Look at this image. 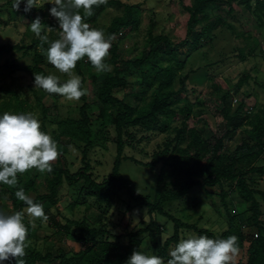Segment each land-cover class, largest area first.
<instances>
[{
    "label": "trees",
    "instance_id": "trees-1",
    "mask_svg": "<svg viewBox=\"0 0 264 264\" xmlns=\"http://www.w3.org/2000/svg\"><path fill=\"white\" fill-rule=\"evenodd\" d=\"M23 1L25 2L20 4L19 9L22 10V16L28 19L25 23V35L31 37V42L2 44L0 55L3 52L13 53L19 50L23 51V55L34 52L32 61L25 64L11 62L8 67L0 64V73H6L4 69L7 67L10 71L8 74L27 71L34 79V73L43 75L49 73L43 66L46 55L40 50L41 41L31 32L30 24L37 16L47 17V13L44 11L45 6L33 7L25 12L26 0ZM224 1L193 0L191 4L184 5L189 13L187 37L184 40L176 42L169 34H155L154 23H151L148 29V48H144L135 58H124L119 51V43L114 41V38L120 40V33L125 36L140 28L143 19L141 4L108 0L107 4L95 7L91 17H85V22L91 28L102 30L106 38H112L109 56L105 60V63L110 65L111 71L97 73L87 58L77 63L75 70L81 77L82 88L87 80L84 70L86 68L93 81L94 95L81 97L83 103L79 108V117L61 118L58 121L59 131L53 137L57 145L70 146L74 141L84 143L82 147L84 165L73 171L65 154L60 153L52 165L53 171L47 172L44 191H39L37 187L36 169L29 177L18 175L17 186L10 188L0 183V188L7 194L13 213L23 211L26 207L24 202L15 196V192L21 187L28 196L34 193L31 198L35 203L42 204L45 212L50 211L51 205L59 203L65 184L78 190V199L71 203L64 200L66 205L76 204L86 207L94 205L101 209L102 214L107 211L102 210L103 205H110L114 198L119 197V193L125 191L129 200L126 201L123 217L134 210L135 204L144 207L149 220L146 226L136 231L125 230L122 233L114 231L115 225L111 221L107 222L105 216H102L103 218L100 216L95 222L86 216L76 220L68 219L65 226L50 211L48 216L54 221L55 230L60 234L55 241L47 234L42 235L40 219L37 227L29 223L30 219L25 214L28 247L25 250L26 255L22 258L24 264H126L132 252L138 250L145 241L149 242V249H153L166 264L171 258L170 248L180 241L183 228H193L198 236L205 235L213 239H224L235 235L238 238V248L245 247V241H249L245 264H264V220L261 219L264 213V189L258 187L261 179H264V104L258 105L256 102L249 106L248 99L252 93L246 92L236 106H233L232 102H228L233 88L223 90L222 86L215 83V93L219 94L223 102L219 107L223 115L222 126L210 136H204L195 125H190L192 117H203L204 112L190 100L188 95L181 97L183 92L189 90L187 80L191 73L179 76V72L186 66L193 49L202 41L208 39L211 41L214 38L206 20L213 15L221 25L236 32V27L230 19L235 16L233 2L238 1L245 9L255 14L260 25L264 24V0H254V3L253 0ZM219 2L228 5L225 10L231 18L222 19L216 13ZM13 3L14 0H7L6 4L12 6ZM2 5L0 4V8ZM46 6L50 9L53 5L47 3ZM111 7H114L118 13L111 18L108 25L98 24V18ZM49 25L52 28L47 32L49 39H58L60 29L56 18L50 20ZM198 25L200 29L194 33L193 29ZM192 34L194 39L190 41L189 37ZM241 35L248 47V50L245 46L237 47L238 56L242 61L255 55L257 49L259 53H264L260 39L250 34L241 33ZM43 47L47 49L48 45L45 44ZM134 72L140 76L138 89L128 80V76ZM177 76L181 80V86L175 89L174 80ZM249 77V74H245L235 87L240 88ZM128 90L135 92L140 103L132 105L127 100ZM13 94L16 100L14 105L12 100L0 102V116L5 111L14 114L27 113L28 103L20 99L17 92L14 91ZM185 99L188 100L187 103L181 105L180 102ZM92 109L98 111L97 117L102 126L99 132L104 133V130L113 127L116 133V155L111 170L107 175L97 178L93 176V165L88 159V154L94 147L95 135L93 120L89 114ZM43 114L44 117L48 116V107H43ZM203 119L205 120L204 117ZM177 122L179 124H176ZM41 130L48 133L45 127ZM162 131L166 132V135L149 160L143 161L125 154L127 147L136 145V140L149 138L151 135L149 132L157 134ZM239 132L243 134L240 144L235 150L227 151L226 141ZM125 159H130L151 171H155L156 166L161 164L157 185L160 187L166 182L163 181L165 175H173V181L177 186L166 190L156 186L154 199H151L149 195L138 192L133 180L123 176L121 164ZM81 181L83 184L79 185ZM216 185L220 187L219 194L224 207L221 213L225 215L227 229L217 232L213 228L189 224L168 209L170 203L182 199L192 190L201 187L208 194H212L209 188ZM0 212L3 213L1 207ZM128 217L131 219L130 215ZM164 218L173 222V233L167 237H165L167 231L165 222H161ZM243 229L248 231L247 234ZM255 230L258 232L257 237H254ZM65 237L80 242L82 245L80 250L68 249L62 243ZM40 238L45 239L43 247H33L32 244ZM161 240L164 242L161 243ZM2 264H16V260L10 259L3 261Z\"/></svg>",
    "mask_w": 264,
    "mask_h": 264
},
{
    "label": "rangeland",
    "instance_id": "rangeland-1",
    "mask_svg": "<svg viewBox=\"0 0 264 264\" xmlns=\"http://www.w3.org/2000/svg\"><path fill=\"white\" fill-rule=\"evenodd\" d=\"M122 1L141 4L143 9V19L140 28L125 36L120 33V40L117 37L116 39L114 38V41H118L119 51L124 58H135L144 48H148V29L151 23H154L153 31L155 34H169L176 42L184 40L187 37L189 13L184 5L191 4L193 0ZM226 1L227 0L224 2ZM22 2L25 1L22 0ZM224 2L218 3L219 7L216 9V13L220 18L228 19L231 17H229V14L225 10L228 5L226 6ZM6 3L7 0H0V4H3L0 8V45L6 43L16 44L19 42H21V44H30L31 37L25 35V23L28 19L22 16L21 9L15 10L13 6ZM40 3L45 6L44 11L47 13V17L43 16L41 22L50 27V20H55V18L49 13L46 0H40ZM233 6L235 16L230 20H232L236 27V32L221 25L220 21H217L215 16L212 15L206 22H209L214 38L211 41L209 39L202 41L197 48L193 49L191 57L188 58L186 62V66L178 74L180 76L191 73L187 80L189 90L188 92H183L181 97L188 95L190 100L194 101L197 106L200 107V110L204 112L202 116L207 121H205L203 117H192L190 119V125H195L197 130L204 136H210L218 127L222 126L223 115L219 111V107L223 105V102L219 94L215 93V83L222 86L223 90L233 88L231 89V95L228 99V102H232L233 106H236V103L242 99L246 92L252 93V96L248 99L249 106L254 105L256 102L258 105L264 104V53H259L260 51L257 49L255 55L249 56L246 61H242L237 51L238 45L245 46L246 49L248 48L246 47L247 43L241 33L257 37L261 40L262 48H264V24L260 25L255 14L245 9L238 1H234ZM117 13L118 11L114 7H111L98 18V24L108 25L111 18ZM212 23H214V25H212ZM199 29L200 26L198 25L193 29V32L196 33ZM193 39L194 34L189 37L190 41ZM33 54L34 52H30L27 55H23L22 50L13 53L3 52L0 55V64H5L8 67V64L11 62H19L20 64L31 63ZM43 63V66L47 69L49 74L59 76L61 82L66 81L68 77L59 73L46 58ZM7 67L4 69L6 73H0V102L12 100L11 102L14 105L16 100H14L13 92H17L20 99H24L29 105L27 113L31 112L34 114L39 119L41 128L45 127L52 138L59 131L58 121L61 118L79 117V108L83 103L81 99L79 102H69L57 94H49L42 89L34 88V79L29 72L17 71L8 74L10 71ZM84 70L87 80L83 84V88L87 89L88 96L93 97V81L89 76V71L86 68H84ZM74 74L80 76L75 69ZM245 74L250 75L248 81L240 88H236L235 85ZM179 76L174 80L175 89L181 86ZM128 80L136 85V89H138L140 86V76L138 73L134 72L130 74ZM128 92L127 100L130 101L132 105L140 103L139 97L136 96L135 92L131 90H128ZM187 101L188 100L185 99L181 101L180 104L184 105ZM44 106L49 109L47 117H44L43 114ZM89 114L93 120L95 135L93 137L94 147L91 148L88 159L93 165V176L97 178L98 176L102 177L107 175L111 170L116 155V133L113 127H109L107 131L104 130V133L99 132L102 126L97 117L98 111L92 109L89 111ZM176 124H179V122ZM142 133L145 134L146 132ZM149 133L151 134L149 138H145L141 141L136 140V145L134 147H127L125 154L134 156L143 161L149 160L152 153L157 150L159 142L164 139L166 132L162 131L157 134H152V132ZM242 138L243 134L239 132L235 137L227 140V151L235 150ZM83 145L84 143H75V141L70 146L64 144L57 145L59 153L65 154L73 171L84 165ZM160 169L161 164L156 166L155 171H151L130 159L123 160L121 164L123 176L133 180L136 183L138 192L149 195L151 199H154L156 193ZM33 170L34 169L24 173L23 176L29 177L34 174ZM47 176V172L41 173L38 170L35 171V181L38 183L37 187L39 191L45 190L43 186L46 183ZM173 177V175H165L163 181L166 182H163L161 186L158 187L161 190L175 188L177 184L173 181ZM82 184L83 181H81L79 185ZM258 187L264 189V179H261ZM2 190L3 189L0 188V207L4 214H12L13 208L8 200V196L6 193H3ZM209 190L213 193L208 194L203 188L198 187L189 192L187 196L182 199L170 203L168 209L184 222L196 224L200 227H207L209 229L213 228V230L221 232L228 228V223L225 215L221 213L224 211V207L221 195L219 194L220 187L216 185L209 188ZM61 194L62 196L59 203L57 205H51L50 211L52 214L54 213L56 219H59L65 226H67L68 219L76 220L86 216L92 222H95L100 216L101 218L105 216L107 222L111 221L115 225L114 231L123 233L125 230L136 231L146 226L149 220V216L144 207L135 204L133 205L134 210L123 217L126 201L129 200L127 197L128 194L125 193V191L119 193V197L114 198L110 205H103L102 210H107L105 214H102L101 209L94 205L90 207L76 204L66 205L64 200H68V202L71 203L78 199V190L73 189L67 184L63 187ZM33 196L34 193H32L30 197ZM50 211L45 212V214L48 216V214L51 213ZM128 215L131 216V219ZM28 218L31 219L30 217ZM50 218L51 217L48 216L46 222H41V232L42 235L47 234L51 239L57 241L60 234L56 232L54 221ZM261 219L264 220V213L261 215ZM161 222H165L164 225L167 228L165 237L170 236L173 233V222L166 218L162 219ZM127 225L129 226L125 228ZM34 226H39V219L34 221ZM243 232L247 234L248 231L243 229ZM192 234L198 236V233L193 228H183L181 231V239L187 238ZM44 242L45 239L40 238L32 245L35 248H42ZM62 243L72 251H78L82 247L80 242L67 237L62 240ZM248 244L249 241H245V247L238 248L239 251L234 258V264H245L247 260L246 248ZM174 246L173 244L170 250ZM138 251L148 255H156L153 249H149L148 241H145Z\"/></svg>",
    "mask_w": 264,
    "mask_h": 264
},
{
    "label": "clouds",
    "instance_id": "clouds-1",
    "mask_svg": "<svg viewBox=\"0 0 264 264\" xmlns=\"http://www.w3.org/2000/svg\"><path fill=\"white\" fill-rule=\"evenodd\" d=\"M22 0H14L13 8L19 10ZM53 6L51 16L59 24V38L50 40L47 32L51 27L42 24L37 16L30 24L31 32L41 41L40 50L47 61L66 81L54 74L34 73V88L49 94H57L69 102H79L87 95L82 88L81 77L74 74L79 61L87 58L97 73L111 71L105 63L111 49V37L102 30L91 28L85 17L94 14V8L107 4L108 0H46ZM40 0H26L24 11L42 7ZM44 33V34H42ZM47 44V49L43 45ZM60 153L52 136L41 130L39 119L29 113L14 114L5 111L0 116V183L11 187L18 185V175L32 169L41 173L53 171L52 165ZM18 200L26 205L23 211L12 214L0 212V264L15 259L16 264H24L28 228L24 223L25 214L34 225L36 219L48 220L44 207L35 203L21 187L15 192ZM237 237L231 235L224 239H213L205 235H189L182 238L170 251L166 264H234L238 254ZM164 241L161 240V243ZM126 264H165L157 255H148L134 250Z\"/></svg>",
    "mask_w": 264,
    "mask_h": 264
},
{
    "label": "built area",
    "instance_id": "built-area-1",
    "mask_svg": "<svg viewBox=\"0 0 264 264\" xmlns=\"http://www.w3.org/2000/svg\"><path fill=\"white\" fill-rule=\"evenodd\" d=\"M24 5H25V3H24ZM258 236V232L255 230L254 231V237H257Z\"/></svg>",
    "mask_w": 264,
    "mask_h": 264
}]
</instances>
